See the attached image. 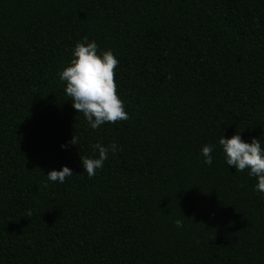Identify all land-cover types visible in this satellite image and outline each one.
<instances>
[{
    "label": "trees",
    "instance_id": "16d2710c",
    "mask_svg": "<svg viewBox=\"0 0 264 264\" xmlns=\"http://www.w3.org/2000/svg\"><path fill=\"white\" fill-rule=\"evenodd\" d=\"M83 37L118 60L127 120L93 130L64 93ZM235 133L264 148V0H0V264H264ZM112 142L89 178L80 156Z\"/></svg>",
    "mask_w": 264,
    "mask_h": 264
},
{
    "label": "clouds",
    "instance_id": "9594fccd",
    "mask_svg": "<svg viewBox=\"0 0 264 264\" xmlns=\"http://www.w3.org/2000/svg\"><path fill=\"white\" fill-rule=\"evenodd\" d=\"M117 65L118 60L111 49L98 52L96 42L83 37L74 44L69 62L58 72L59 80L64 84V93L69 97L72 108L82 113L87 125L93 130L104 123H115L129 118L116 91L114 69ZM69 143L76 145L77 138L72 136ZM218 145L225 165L239 172L247 169L248 176L256 181L254 191L264 195V148L261 147V141L258 138H251L250 142H246L241 139L240 133H235L228 138L221 135L218 138ZM60 147L63 149L64 145ZM90 147L96 153L95 156H80L83 172L89 178L103 167L110 152L115 155L119 150L115 142L107 146L94 143ZM213 149L212 144H204L200 148V156L205 165H211ZM71 175V169L61 166L59 170H49L44 176L47 182L63 183ZM174 225L177 228L182 227L181 220H175Z\"/></svg>",
    "mask_w": 264,
    "mask_h": 264
}]
</instances>
